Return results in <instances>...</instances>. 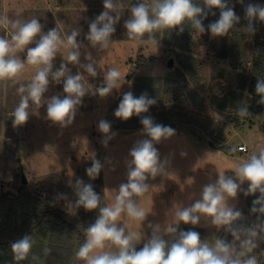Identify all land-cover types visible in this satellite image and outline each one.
Returning a JSON list of instances; mask_svg holds the SVG:
<instances>
[{
    "label": "rangeland",
    "instance_id": "374dc122",
    "mask_svg": "<svg viewBox=\"0 0 264 264\" xmlns=\"http://www.w3.org/2000/svg\"><path fill=\"white\" fill-rule=\"evenodd\" d=\"M116 2V14L120 20L111 38L113 42L108 48L100 50L93 48L84 37L89 22L104 10L103 0H0V16L22 21L36 18L43 25L42 31L56 27L65 37L73 29H79L78 40L83 45L80 63L94 62L98 72L95 78L84 73V84L90 92L83 98L73 123L67 127L48 121L46 106L33 107L28 122L13 127L12 115L21 95L17 89L31 81L37 71L35 66H26L15 82L0 80V194L17 195L25 186L53 208H60L74 216H85L88 211L72 206L76 199L74 182L77 178L84 182L88 179L85 168L99 157L98 152L102 150L105 191L108 205L113 203L119 185L127 181L125 161L130 159L129 150L137 140L146 138L142 135L139 117L123 121L114 116L119 96L134 90L141 83L140 78L161 77L163 82L159 97L153 94L156 103L150 107L148 114L155 122L189 131L200 141L191 137L188 142V137L176 134L155 145L161 159L167 158V174L150 178L147 181L152 186L150 190L134 198L148 212V216L143 222L127 216H122L120 221L126 225L128 233L136 235L140 243L138 247L143 246V241L151 235L149 224L159 225L160 234L168 235L163 230L172 224L175 206H190L200 198L203 186L215 182L218 174L234 175V170L252 153L264 148V113L256 111L262 105L255 93L257 79L264 78L261 64L258 65L256 59L264 48V23L255 22L257 30L254 35L244 31L247 24L244 6L248 3L264 4V0H244L243 5L231 0L241 20L227 36L211 37L207 31L200 34L194 29L190 36H186L187 42L185 38L181 43L174 42L172 45L166 44L163 37L155 39L156 42L150 39L130 40L123 25L130 16L132 4L140 0ZM144 2L151 3V0ZM215 11L216 16L209 15L204 21L205 27L218 18L219 11ZM87 16H90L89 19ZM0 35L10 38L11 30L0 27ZM181 44L189 49L183 50ZM177 51L187 56L183 66L178 63ZM89 53L92 61L85 59ZM19 55L23 59L26 52ZM66 55L67 50L61 48L53 62V71L59 68ZM140 56L147 59L142 64L138 60ZM154 58L157 59L154 61ZM161 61L163 66L159 64ZM68 67L72 74L83 71L78 65L70 64ZM112 68L120 71L122 79L112 94L101 98L94 94V90L102 85L103 74ZM57 94L63 95V86L50 82L45 98ZM241 107H247L249 115L239 116L238 109ZM101 119L108 120L112 131L116 132L112 144L107 146L101 143L102 136L97 139V124ZM241 145H246L247 151H240ZM224 147L232 148L233 154L226 153ZM24 177L26 183L23 182ZM70 180L73 182L71 186ZM58 193H65L66 197L58 198ZM251 197L241 192L230 201L243 215H249L236 225L238 227L256 222V214L250 212ZM54 221L47 218L31 236L32 250L24 261H15L11 248L0 246V264H45ZM180 225L202 229L201 239L209 243L226 233L204 216L196 226ZM226 239L239 247V241H235L231 234ZM263 242L264 239H259L258 247L252 253L257 257L258 264H264L260 258ZM73 245L76 252L75 237Z\"/></svg>",
    "mask_w": 264,
    "mask_h": 264
},
{
    "label": "clouds",
    "instance_id": "9594fccd",
    "mask_svg": "<svg viewBox=\"0 0 264 264\" xmlns=\"http://www.w3.org/2000/svg\"><path fill=\"white\" fill-rule=\"evenodd\" d=\"M237 2L243 5L244 0ZM103 9L89 22L84 37L93 48L100 50L108 48L113 42L111 38L120 20L116 14V0H103ZM215 10L219 11L218 18L205 27L204 21L208 16L217 15ZM244 18L247 20L244 31L254 35L257 30L255 22L264 23V4L245 5ZM240 20L231 0H202V4L194 0H151V3L140 0L132 4L130 16L124 21L123 27L130 40L141 41L147 34L150 40L156 42V32L167 29L183 32L186 22L200 34L207 31L211 37H224ZM0 27L11 30L10 38L0 36V80L15 82L26 66L37 68L31 81L21 84L17 89L21 95L12 115L13 127L28 122L30 109L44 106L48 121L61 127L71 125L78 108L83 104V98L90 92V88L84 84V73L93 78L98 75L94 62L80 63V49L83 46L78 40L80 30L73 29L65 37L56 27L47 32L42 31L43 25L39 19L22 21L10 19L6 15L0 16ZM61 48L67 50L66 58L63 57L59 68L53 71V62ZM25 52L26 56L22 59L19 53ZM85 59L92 61L91 54H86ZM70 64L78 65L83 71L72 74L68 67ZM121 79L119 70H107L103 74L102 85L95 88L94 94L101 98L109 96L117 89ZM50 82L62 83L63 95L57 94L46 99L45 93ZM255 93L259 96L258 103L264 105V78L257 79ZM155 103L156 100L146 92L135 96L128 91L123 94L113 113L123 121L133 116L139 117L142 135L146 137L137 140L129 150L130 159L125 161L127 181L119 185L113 203L101 206L102 197L91 183H85L81 178L74 182L76 199L72 202L73 208L98 211L95 221L85 228V240L75 254L77 260L84 264H258L257 257L252 253L258 247L257 241L264 239V148L252 153L234 170V175L218 174L215 182L203 186L200 198L190 206H175L172 224L163 230L173 236L171 241L160 234L159 225L149 224L151 235L138 249V238L134 233H128L126 225L120 222L122 216L145 221L148 212L134 198L150 190L152 186L147 183L150 178L167 174V158L161 159L155 145L171 138L176 131L171 126L155 122L148 114ZM238 115H249L248 108L238 109ZM97 130L102 134L101 143L104 146L116 136L106 119L98 121ZM103 169L102 161L93 159L90 166L85 168V174L90 180H95ZM245 184L247 187H242ZM69 185H73L71 180ZM241 192L245 196L259 193L250 208V212L256 214V222L247 227L236 226V222L243 219V213L230 203ZM57 197L65 198L66 194L58 193ZM202 216L209 218L216 228L229 232L235 241H239V247L222 238L209 243L202 240L197 231L180 230L181 223L198 225ZM32 246L29 235L13 242V259L17 262L28 259Z\"/></svg>",
    "mask_w": 264,
    "mask_h": 264
},
{
    "label": "trees",
    "instance_id": "16d2710c",
    "mask_svg": "<svg viewBox=\"0 0 264 264\" xmlns=\"http://www.w3.org/2000/svg\"><path fill=\"white\" fill-rule=\"evenodd\" d=\"M194 2L202 4V0H194ZM89 17L90 16H87V19H89ZM183 27V32L179 31V29L158 31L154 34L155 39L163 37V41L170 45L174 42L181 43L186 36H190L194 30L188 22H186ZM143 39H149L148 35L146 34ZM185 41L187 42L188 39L186 38ZM181 45L182 47L184 46L183 50L187 51L189 49L185 45ZM186 57V55L177 51L178 63L181 66L184 65V59ZM156 59L157 58H154L153 60L155 61ZM256 59L258 61L257 64H261L264 74V48L261 51V56ZM138 60L142 64L147 59L144 56H140ZM239 63L241 64V61H239ZM140 81L141 83L131 91L135 96H139L146 92L150 98L155 97L153 95L154 93L159 97L161 83L163 82L161 77H143L140 78ZM256 111L264 113V105L257 107ZM163 125L168 124L163 123ZM224 148L226 153L233 154L232 148ZM85 183H91L94 186V190L102 197L101 206H106L103 171H101L98 178L95 180H90L88 178ZM97 215L98 211L95 210L87 212L85 216H74L60 208H53L51 204L46 203V201L27 190L24 186L19 190L17 195L0 194V246L11 248L13 242L23 238L25 235L32 236L47 218H51L55 221L50 229V243L46 252L45 264H84L83 261L77 260L75 254L85 240V228L95 221ZM179 228L180 230L191 229L197 231L200 233V236L204 233L200 228L182 225H180ZM74 237L77 239L76 252L73 245ZM165 238L171 241L173 236L168 234ZM140 247L142 246H138L137 248L139 249ZM260 258L264 260V242L263 253Z\"/></svg>",
    "mask_w": 264,
    "mask_h": 264
},
{
    "label": "crops",
    "instance_id": "0c3cea01",
    "mask_svg": "<svg viewBox=\"0 0 264 264\" xmlns=\"http://www.w3.org/2000/svg\"><path fill=\"white\" fill-rule=\"evenodd\" d=\"M119 41H123V40H119ZM160 58V57H159ZM162 62V61H161ZM161 66H163V62L162 63H159ZM148 77H155V76H148ZM173 129H175V131H176V134H178V135H181V136H183V137H188V139L186 138V140L188 141V142H190V140H189V138H193L194 140L195 139H198L194 134H192V133H190L189 131H185V130H182L181 128H179V127H176V128H173ZM130 131H137V130H130ZM114 132V131H113ZM129 132V131H128ZM98 133V135H97V139H100L101 138V136H102V134L100 133V132H97ZM116 133V132H115ZM175 134V135H176ZM173 137H175V136H173ZM113 140V139H112ZM109 141V143L108 144H112L111 142H113V141ZM198 141H200V139H198ZM102 153H103V151L102 150H100L99 152H98V156L99 157H96V159H100V160H102V157H101V155H102ZM103 172H104V170H102ZM103 176H104V174H103ZM104 189H105V179H104ZM105 197H106V205H108V199H107V194H106V191H105Z\"/></svg>",
    "mask_w": 264,
    "mask_h": 264
},
{
    "label": "water",
    "instance_id": "95a60500",
    "mask_svg": "<svg viewBox=\"0 0 264 264\" xmlns=\"http://www.w3.org/2000/svg\"><path fill=\"white\" fill-rule=\"evenodd\" d=\"M122 96H123V95H120V96H119V100L122 98ZM23 182H24V183L27 182V180H26L25 177L23 178ZM257 196H258V193H256L255 195H252V197H251V204H252V201H253L254 199L257 198ZM248 216H249L248 214L243 215V219L246 218V217H248ZM243 219L237 221V222H236V225H237L240 221H242ZM229 234H230L229 232H226V233L224 234V236L222 237V239H226L227 236H228Z\"/></svg>",
    "mask_w": 264,
    "mask_h": 264
},
{
    "label": "built area",
    "instance_id": "2783aa9c",
    "mask_svg": "<svg viewBox=\"0 0 264 264\" xmlns=\"http://www.w3.org/2000/svg\"><path fill=\"white\" fill-rule=\"evenodd\" d=\"M60 85H62V83ZM239 150L240 151H247V146L246 145H241V146H239Z\"/></svg>",
    "mask_w": 264,
    "mask_h": 264
}]
</instances>
